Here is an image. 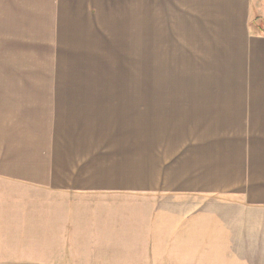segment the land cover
<instances>
[{
    "label": "crops",
    "instance_id": "1",
    "mask_svg": "<svg viewBox=\"0 0 264 264\" xmlns=\"http://www.w3.org/2000/svg\"><path fill=\"white\" fill-rule=\"evenodd\" d=\"M198 4L222 29L230 21L244 29L236 69L250 95L189 94L188 102L185 93L129 92L125 72L102 75L110 67L101 48L131 34L133 0H0V237L25 238L51 264H86L77 254L88 253L96 257L87 264L105 254L264 264V103L254 110L259 94L264 101V0ZM214 58L229 68L228 55ZM212 101H221L216 115L244 126L235 144L248 146L243 167L221 157L234 150L226 139L212 147L207 138L222 128L192 140L187 157L168 139L196 137L197 115Z\"/></svg>",
    "mask_w": 264,
    "mask_h": 264
},
{
    "label": "rangeland",
    "instance_id": "2",
    "mask_svg": "<svg viewBox=\"0 0 264 264\" xmlns=\"http://www.w3.org/2000/svg\"><path fill=\"white\" fill-rule=\"evenodd\" d=\"M171 1L173 0H133V19L127 22V33L131 34L125 38L117 37V39H125L121 46L118 39L117 48H101L100 61L103 66L110 67L109 73L106 74L103 70L102 75L119 77L121 72H125L127 76L132 77L129 92L185 93L184 98L188 102L189 94L191 98L195 99L197 96L200 100L209 98L203 93L245 91L246 95H250V84L245 83L247 81L245 77H239L236 69L238 64L243 65L244 62L242 52L244 48H236L239 43L238 33L244 32V29L234 28L233 22L230 21L229 29L225 30L222 29L223 22L206 19L211 15L206 14V5L198 4L202 0H174L180 2V5L169 4L168 2ZM217 43L234 44V48H215ZM216 51L219 56L221 55L220 59L228 55L230 63L228 69L222 67L214 58ZM217 66L224 72H215ZM224 75L228 77L224 80L225 83L219 79ZM236 80L240 84H237ZM261 96V94L257 96V106L254 104L255 112H259L261 103H264L260 99ZM220 108L221 101H212L209 102L208 107L201 110L193 128L197 132L196 137H191L186 142L180 137L171 135L168 139L183 143L184 149L181 154L187 157L188 148L185 146L193 148L192 140L203 142L206 132L222 128L224 133L219 132L218 137L207 138L211 145L213 144L212 147L221 144L217 141L226 139L234 150L228 148L222 156V150H216L217 153L212 156L224 157L227 166L230 168L235 166L234 168L237 169L243 167L244 157L251 159L248 153H245L248 151L246 143L243 144L242 141L241 146L235 145L245 136V129L244 126H238L236 118L231 120L228 116L216 115ZM229 111L232 112L231 109ZM207 116H213L211 121L205 122ZM24 241L25 238L0 237V264H36L37 260L41 264H51L53 255L39 254L35 250L36 246L28 245ZM147 255L152 258V254H143L139 256L140 260L134 261L126 259L129 254H105L102 258L110 256L103 264H156L153 259H143ZM82 256H85L87 264L90 258L96 257V253L77 254L79 259ZM170 263L165 262V264ZM66 264H72L71 260Z\"/></svg>",
    "mask_w": 264,
    "mask_h": 264
}]
</instances>
